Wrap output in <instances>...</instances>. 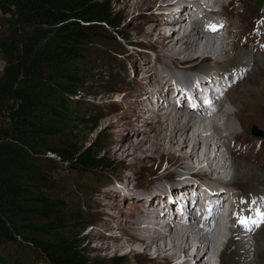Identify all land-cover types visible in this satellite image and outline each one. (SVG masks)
I'll return each instance as SVG.
<instances>
[{
	"label": "rangeland",
	"instance_id": "374dc122",
	"mask_svg": "<svg viewBox=\"0 0 264 264\" xmlns=\"http://www.w3.org/2000/svg\"><path fill=\"white\" fill-rule=\"evenodd\" d=\"M236 1H238V4L225 8L226 15L216 13L221 22L227 21V30L229 31L227 39L229 35L233 37L235 39L234 44L239 51L244 49L253 56L263 57L264 23L261 22L264 21V0H255L256 2L249 0ZM192 2L195 1L192 0ZM195 3L197 6L199 5L198 7L201 6L199 3ZM179 5L181 6L179 0H168L163 5L155 3L142 6L132 1L125 3V0H111V8L118 15V27L115 30L108 27L94 29L87 32L80 43L82 51L73 68L77 82L71 84L70 92L62 98L61 107L65 110L67 119H72L75 126L81 125L82 129L79 130H83V133L80 139L83 140L84 147L94 149L97 155L112 163V168L91 172L67 164L62 165L57 162V158L55 159L52 154L46 155V158H40L39 163L50 170V178L55 184L54 193L67 207L65 215L81 220L76 228L78 235L75 238L80 252L86 258V264H113L112 259L115 258H122V260L114 264H165L163 259L144 255V249L141 248L138 249L137 254L130 255L131 257L127 256V259L124 258L123 254L114 255L101 248L102 239L95 237V235L103 234L106 235V238L113 237V239L120 241H130V239H127L128 236L124 235V231H132L136 235L139 232L137 233L133 227L128 226L129 222L125 219L129 215L127 214L128 207L146 204L149 201L151 202V208L160 206L163 211L167 208L168 210L162 215L166 218L171 206L167 200H164V197L167 196L169 201L173 202L172 194L175 195L179 187H183V190H185L187 186L185 183L188 179L200 174L203 177L196 178L193 185L197 187L203 185L199 179L214 183L209 188L201 186L205 191H208V189L209 191L211 189L221 190V186L228 189L232 185L239 193L230 189L231 193L239 194L241 198L250 194L246 198V206L255 201L256 203H252L251 207L264 210V207H261L264 198L260 199L257 194L251 193V189H247L248 186L244 181L230 182L231 180L229 181L228 177L226 182L219 183L211 177L212 173L217 172L209 170L211 175L202 172L201 169L205 172L208 170L207 163H204L195 171H190L189 164L186 166L187 160L183 161L179 156L164 157L161 160L158 158L154 160L147 158L145 160L142 156L144 162L139 163L134 160L133 156H128L123 160H114L105 150L109 143L116 141L119 134L123 136L120 145L124 150L129 149L131 137L136 140V138L147 135L153 136L154 131H146L147 126L141 121L135 122L133 125L131 119L125 118L123 115L126 110H132L135 104H140L139 106L146 109V111H150V108H153L155 113L160 111L161 116L167 112L166 108L155 105L156 103L147 94H158L160 96L163 94L161 96L162 100H165L168 95L170 101L169 111L172 109L193 111L195 109L189 107L193 103L191 94L194 92L197 97L194 100L196 107L202 105V110L208 115L210 113L207 108L209 104L204 105L202 102L213 100L214 94L207 90H210L216 84L217 87L220 86L219 89L221 87L224 89L220 102L225 100L224 92L238 94L239 99L236 105L226 103L225 109L233 115L243 116L242 123L239 122L238 118L230 117L232 127L239 133L235 141H232L231 138L226 139L228 146H232L234 152L232 156L239 158L228 156L227 153L225 157L228 156L229 160L246 161L264 172V137L255 138L251 134L253 127L264 133V66L252 63L233 76L223 72V65L220 62L217 63L219 66L217 68L212 57H196L189 62L176 61V66L181 69L178 72L187 75L189 80L184 81L186 85H183L172 79L169 83L171 89L167 90L165 94L163 88L165 81L161 82L162 78L157 75L154 67L163 69L162 65L168 61L167 59L171 60L172 53L161 52L155 44H152L150 40L143 36L142 32L143 29L155 25L157 20L172 17L177 12ZM167 24L176 26L170 21ZM220 29L223 33L225 32L223 24ZM166 32L170 33V31L162 29V37ZM179 37L180 34L177 32L172 34L174 40ZM248 44L251 45L250 48L247 46ZM180 58L184 57L181 56ZM152 64L156 65L152 66ZM3 68L4 59L0 52V79ZM204 72H207L208 75L198 78L197 75ZM254 75L258 77L259 90L257 89L258 86H256L257 88L250 87L254 81ZM166 76L168 75L166 74ZM243 89H247L248 92ZM205 92L207 93V99L201 97ZM174 93H180L183 98L189 99L190 104L183 100L182 108L178 106L177 99L174 100L176 96ZM127 95L131 97L125 101ZM142 98L145 99L144 102H141L140 99ZM251 104L253 107H250ZM90 118L95 124L92 130H89V126H83V121L76 120ZM206 118L209 119L210 117H204V120ZM225 119L229 120V118L222 119L220 127H224ZM233 142L235 143L233 144ZM52 160L55 162H51ZM197 166L194 164V168ZM227 171L230 172V168ZM171 183L173 187H176L173 190H171ZM217 183L220 186H216ZM168 184L169 189L166 188ZM155 191L158 192L154 194ZM222 191L224 192V190ZM118 194L123 196L124 199ZM130 194H135V196L148 194V196L136 200L130 197ZM253 194L256 196H252ZM179 197L185 199L183 195ZM227 200L228 198L225 201ZM115 205H117L116 207H125L124 212L120 214L117 211L118 208H114ZM207 205L208 209L210 202ZM195 206L196 204L190 208L188 215H186L190 224L195 221L193 216ZM213 208L217 209L218 207L215 205ZM173 215L172 218L168 216L170 220L165 224H169L173 218L176 221V218L180 217L178 214ZM212 216L213 214L209 215L208 211L203 215L206 219ZM108 218L111 220L107 221ZM105 222L108 223L107 226L109 227L106 231L102 226ZM170 227L167 231L171 229ZM36 236L42 239L51 237L48 232H39ZM131 241H135V239ZM0 264H47V262L38 251H34L29 246V243L25 244L21 237L16 235L15 242L7 241L0 244ZM171 264L179 263L172 262ZM217 264H220L219 259H217Z\"/></svg>",
	"mask_w": 264,
	"mask_h": 264
},
{
	"label": "trees",
	"instance_id": "16d2710c",
	"mask_svg": "<svg viewBox=\"0 0 264 264\" xmlns=\"http://www.w3.org/2000/svg\"><path fill=\"white\" fill-rule=\"evenodd\" d=\"M0 15V244L18 235L47 264H86L75 238L81 220L65 215L39 159L52 154L91 172L112 168L84 147L81 125L67 119L61 103L77 82L73 68L85 34L115 30L118 15L111 0H0ZM76 120L95 127L92 118Z\"/></svg>",
	"mask_w": 264,
	"mask_h": 264
},
{
	"label": "bare ground",
	"instance_id": "6f19581e",
	"mask_svg": "<svg viewBox=\"0 0 264 264\" xmlns=\"http://www.w3.org/2000/svg\"><path fill=\"white\" fill-rule=\"evenodd\" d=\"M129 1L139 3L141 6L153 5L155 3L163 5L168 2V0H125V3ZM193 1L199 3L196 0ZM205 1L209 3L213 1L211 4L214 5L222 2V0ZM195 2H192V0H179L181 6L179 5L177 12L172 17L157 20L155 25L148 29H143L142 32L143 36L150 40L152 44H155L161 52L167 51L172 53L170 56L171 60L167 59L168 61L162 65L163 69L156 67V64H152V66H155L154 68L157 75L162 78L161 82L165 81L163 87L165 94L167 90L171 89L169 83L172 79L183 85H186L184 81L189 80L187 75L178 72L181 71V69L176 66V61L189 62L193 61L196 57H212L214 59V65L217 68L219 67L217 63L220 62L221 65H223V69L221 68L223 72L233 76L237 75L242 68L245 69L246 66L252 63L264 66V56H253V54L246 52L244 49L239 51L234 44L235 39L230 37V35L224 43L218 44L217 38L215 37L217 34L221 35V29L219 28L216 31H211L209 26L204 27L203 24L198 21L200 15L198 11L200 8ZM215 14L214 12L210 19L216 25H220L221 21ZM152 18L154 17L152 16ZM169 21L176 24V26L167 24ZM162 29L168 30L170 33L166 32L164 37H162ZM176 32L180 34V37L174 40L172 34ZM181 56L184 58H180ZM204 73L197 75L198 78L208 75L207 72ZM166 74L168 76H166ZM181 74L183 77L180 76ZM204 80L206 81V79ZM253 80L250 87L255 88L258 86V88H256L259 90L260 85L258 84V77L254 75ZM219 88L220 86L217 87L216 84H214L210 90L206 89L214 94L211 105L207 107L210 112L208 115L202 110V105L195 108L192 106L194 100L197 99L194 92L191 94L193 100L191 107L195 109L193 111H184L182 109H172L169 111L170 101L168 95L166 96L167 100H162L161 96L163 94H161V96L158 94H147L156 103L155 105L166 108L167 112L161 116V113H159L160 111L155 113L153 108H148L150 111H146V109L139 106L140 104H135L132 110H126L123 115L125 118H130L133 125L135 122L141 121L147 126L146 131H154L153 136L150 137L147 135L142 138H136V140H134V137H131L129 149L124 150L120 145L123 136L119 134L116 137V141H112L106 147L105 150L107 154L114 160H123L128 156H133L134 160L139 163L144 162L142 156L145 160L147 158L152 160L158 158L161 160L162 158L164 159V157L171 158L179 156L181 160H187L186 166L188 164L189 166L191 165L190 167L188 166V168L191 169L190 171H195L198 167L207 163L208 170L205 172L201 169L202 172L207 175H211L209 170H211V172H217L212 173L213 175L211 177L219 183H224L223 181L226 182L228 177L229 181L231 180L230 182L242 180L247 184V189H251V193L257 194L260 199L264 198V172L246 161L240 162L236 159L229 160L228 156L225 157L222 153L224 151L223 136L221 129H219V126L217 127L218 122L224 118H229L223 129H225L229 136L237 137L236 130L232 127L230 122V117L234 116L242 123L243 116L233 115L225 109L226 103L236 105L239 99L238 94L224 92L225 100L220 102L224 89L223 87H221V89ZM243 90L248 92L246 91L247 89ZM175 95L174 100L177 99L179 103L178 106L181 108L183 100L190 104L189 99L186 100V97L183 98L180 93ZM129 97L131 96L127 95L125 101L129 100ZM201 97L207 99V93H203ZM140 100L144 102L145 99L142 98ZM250 107H253V105L251 104ZM158 110H160V108H158ZM204 117L210 118H206L207 120L205 119V121ZM229 149L232 156L234 152L231 148ZM194 164L198 166L194 168ZM228 168H230V172L227 171ZM199 177H203L202 174L189 178L185 183L187 184L185 190H183V187H179L176 191V196L174 193L172 194V198L174 199L173 202H170L167 196L164 197V200H167L171 206V208L168 206L170 212H167L166 218L165 216L162 217V215L165 214V211L168 209L165 208V211H163L160 206L156 208L153 206V208H151V202L149 201H147L146 204L128 207L127 214L129 215L125 219L129 222L128 226L131 228L133 227L134 230L139 233L136 235L132 231H124V235H126V237L128 236L127 239H130V241H120L113 239V237L106 238V235L103 234L95 235V237L102 239L101 248L114 255L123 254L125 259L128 258L127 256L137 254L139 251L138 249L141 248L144 249V255L163 259L165 264H171L172 262H177L179 264H217V259H219L220 264H264V225H260L259 227L249 225L248 227L252 228V230L249 231L248 228L238 222L241 216H252L255 218V211L251 209H243V212L238 214L236 226L234 229L228 230L229 232L226 236H230V238L227 240L223 251H220V248L225 244L222 243L225 234L222 227L218 224L217 211L220 208L223 198H225V193L229 196L231 194L228 191L224 193L222 189H211L210 191H214V194H211L209 189L208 191L203 190L201 186L207 188L213 186L214 183L208 180L199 179L203 185H198L199 187L193 185V182ZM170 185L171 190L176 188L173 187L172 183ZM216 186L220 185L217 183ZM166 188H170L169 184ZM157 192L158 191H155L154 194ZM147 193L149 194V192ZM148 194L137 196H135V194H130L129 196L139 200L142 197L148 196ZM180 195L185 196V199L184 197H179ZM217 195L218 197H216ZM118 196L123 198V196L119 194ZM203 200H205V202H203ZM208 202H210L211 206L209 205V208L212 209L211 215L213 214V216L206 219L203 215H205L209 209H207ZM218 203L220 204L219 206ZM194 204H196L193 212L195 221L190 224L186 215H188V211ZM213 205H216L218 208H213ZM116 206L117 205H115L114 208H118L117 211L122 214L125 207ZM173 214H178L180 217L176 218V221H174L175 218H173L169 224H165V222L170 220L168 216L172 218V216H174ZM110 220V218L107 219V221ZM107 224L108 223L105 222L102 225L105 231L109 228ZM169 227L171 229L167 231ZM134 239L135 241H131Z\"/></svg>",
	"mask_w": 264,
	"mask_h": 264
},
{
	"label": "snow or ice",
	"instance_id": "6c2138e0",
	"mask_svg": "<svg viewBox=\"0 0 264 264\" xmlns=\"http://www.w3.org/2000/svg\"><path fill=\"white\" fill-rule=\"evenodd\" d=\"M261 23H264V21H262ZM209 29L211 31L217 30L215 25H209ZM205 103L211 105L212 102L210 100H206ZM192 106L195 108L197 105L193 103ZM252 203H256V202L252 201ZM261 207H264V200H262ZM254 211H255V218L252 216H248V217L241 216L239 219V223L244 225L246 228H248L249 231L252 230V228L248 227L249 225L254 226V227H259L260 225H264V210H260V208H257ZM208 212H209V215H211L212 209L209 208Z\"/></svg>",
	"mask_w": 264,
	"mask_h": 264
},
{
	"label": "water",
	"instance_id": "95a60500",
	"mask_svg": "<svg viewBox=\"0 0 264 264\" xmlns=\"http://www.w3.org/2000/svg\"><path fill=\"white\" fill-rule=\"evenodd\" d=\"M252 135L254 136H264V133L261 131L256 130L254 127L252 129Z\"/></svg>",
	"mask_w": 264,
	"mask_h": 264
}]
</instances>
